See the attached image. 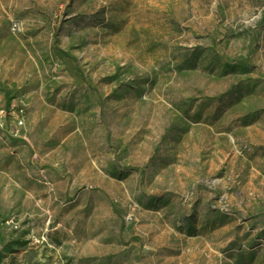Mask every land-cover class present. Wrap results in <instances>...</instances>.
<instances>
[{"label":"rangeland","instance_id":"rangeland-1","mask_svg":"<svg viewBox=\"0 0 264 264\" xmlns=\"http://www.w3.org/2000/svg\"><path fill=\"white\" fill-rule=\"evenodd\" d=\"M0 264H264V0H0Z\"/></svg>","mask_w":264,"mask_h":264}]
</instances>
